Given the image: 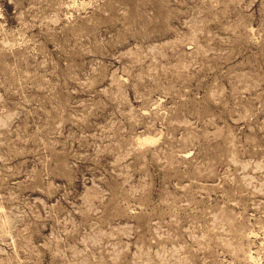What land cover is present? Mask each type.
Wrapping results in <instances>:
<instances>
[{
    "label": "rangeland",
    "instance_id": "obj_1",
    "mask_svg": "<svg viewBox=\"0 0 264 264\" xmlns=\"http://www.w3.org/2000/svg\"><path fill=\"white\" fill-rule=\"evenodd\" d=\"M0 264H264V0H0Z\"/></svg>",
    "mask_w": 264,
    "mask_h": 264
}]
</instances>
